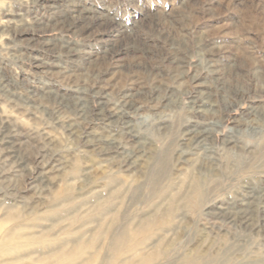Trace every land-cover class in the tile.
<instances>
[{
  "label": "rangeland",
  "instance_id": "obj_1",
  "mask_svg": "<svg viewBox=\"0 0 264 264\" xmlns=\"http://www.w3.org/2000/svg\"><path fill=\"white\" fill-rule=\"evenodd\" d=\"M0 264H264V0H0Z\"/></svg>",
  "mask_w": 264,
  "mask_h": 264
},
{
  "label": "bare ground",
  "instance_id": "obj_2",
  "mask_svg": "<svg viewBox=\"0 0 264 264\" xmlns=\"http://www.w3.org/2000/svg\"><path fill=\"white\" fill-rule=\"evenodd\" d=\"M83 14V13H82ZM88 16V15H87ZM88 18V17H87ZM95 19V18H94ZM104 19V18H103ZM87 23V22H86ZM103 23H106V21L104 20L103 21ZM73 27H74V25H73ZM85 27V26H84ZM106 27V26H105ZM134 43V42H133ZM133 47V46H132ZM67 51V50H66ZM164 60V59H163ZM110 61V60H109ZM159 73V72H158ZM176 77V76H175ZM159 87H161V86H159ZM99 88H101V87H99ZM139 89V88H138ZM140 90V89H139ZM142 90V89H141ZM140 90V91H141ZM119 91V90H118ZM138 91V90H137ZM147 91V90H146ZM108 92V91H107ZM143 92V91H142ZM145 92V91H144ZM126 93V92H125ZM130 93V92H129ZM141 93V92H140ZM57 94V93H56ZM128 95V94H127ZM121 96V95H120ZM123 96V95H122ZM121 96V97H122ZM56 97V96H55ZM124 97H126V96H124ZM124 98H122V100H123ZM133 99V98H132ZM76 100V99H75ZM126 100V99H125ZM118 101H120V99H118ZM124 101V100H123ZM131 101V100H130ZM68 102V104H70L69 102L70 101H67ZM102 103V102H101ZM74 107L75 106H80L81 107V109L84 111V109H83V106H84V104L79 100H76V101H74V102H72L71 103ZM83 104V105H82ZM86 104V103H85ZM121 106H120V108H118V109H116L117 111H113L114 112V115H116L117 117H119L118 115L120 114V113H122L121 111H122V109H124V107H126V105L127 106H129V105H131L132 103H129V101L127 100V101H125V102H122V104L121 103H119ZM87 105V104H86ZM68 106V105H67ZM119 106V105H118ZM87 107V106H86ZM102 107V106H101ZM132 107V106H131ZM127 109V108H126ZM137 109V108H136ZM100 110V109H99ZM110 110V109H109ZM103 111H104V109H103ZM82 113V112H81ZM83 113H85V112H83ZM86 116V115H85ZM121 116H122V114H121ZM110 117V116H109ZM114 118V117H113ZM116 118V117H115ZM114 118V119H115ZM119 118H121V117H119ZM116 122V121H115ZM68 125V124H67ZM191 130V129H190ZM192 133H194V132H192ZM200 141V140H199ZM228 141V140H227ZM44 147V146H43ZM195 191L196 192H198V187L197 186H195Z\"/></svg>",
  "mask_w": 264,
  "mask_h": 264
}]
</instances>
